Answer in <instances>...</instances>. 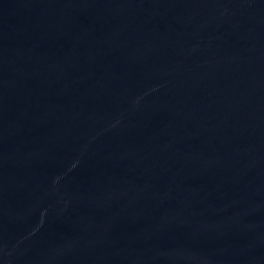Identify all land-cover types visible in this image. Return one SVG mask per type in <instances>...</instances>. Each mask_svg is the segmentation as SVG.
Instances as JSON below:
<instances>
[{
    "label": "water",
    "instance_id": "obj_1",
    "mask_svg": "<svg viewBox=\"0 0 264 264\" xmlns=\"http://www.w3.org/2000/svg\"><path fill=\"white\" fill-rule=\"evenodd\" d=\"M0 264H264V0H0Z\"/></svg>",
    "mask_w": 264,
    "mask_h": 264
}]
</instances>
